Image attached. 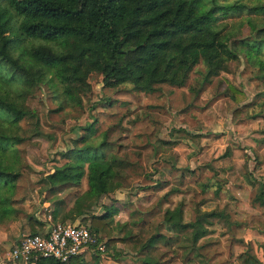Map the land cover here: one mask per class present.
Masks as SVG:
<instances>
[{"label": "rangeland", "instance_id": "374dc122", "mask_svg": "<svg viewBox=\"0 0 264 264\" xmlns=\"http://www.w3.org/2000/svg\"><path fill=\"white\" fill-rule=\"evenodd\" d=\"M210 1L195 5L208 8ZM218 2L242 6L218 12L216 21L238 58L208 82L201 63L184 86L159 84L152 93L130 83L104 86L102 75L91 72L90 88L68 97L53 74L26 81L0 63V86L9 99L23 102L26 92L33 98L26 107L34 114L16 125L0 110V168L9 174L0 197L19 209L21 224H27L23 217L42 214L44 203L61 199L71 215L64 222L89 225L75 210L88 189L86 176L64 186L48 185L45 178L73 161L66 156L70 150L101 145L121 161L114 188L80 206L88 215L120 208L111 236L125 238L109 247L103 264H240L243 252L264 264V206L255 200L264 186V82L255 61L264 60V50L253 48L264 29V0ZM234 147L245 148L249 158L223 156ZM14 221L0 223V230ZM153 236L158 239L143 249Z\"/></svg>", "mask_w": 264, "mask_h": 264}, {"label": "trees", "instance_id": "16d2710c", "mask_svg": "<svg viewBox=\"0 0 264 264\" xmlns=\"http://www.w3.org/2000/svg\"><path fill=\"white\" fill-rule=\"evenodd\" d=\"M218 1L211 0L210 7L200 9L196 0H0V63L10 65L26 81L53 74L68 97H74L86 86L90 88L91 72L102 75L104 86L130 83L136 91L152 93L159 84L184 86L190 72L201 63L208 82L226 63L238 58L216 21L218 12L242 6L221 5ZM253 46L259 54L264 50V29H260ZM255 62L264 82V60ZM228 88L235 97L236 88L231 84ZM24 97L23 102L9 99V91L0 86V110L14 125L34 114L26 107L33 98L29 92ZM1 145L0 142V148ZM66 156L73 161L55 168L45 181L55 186L78 185L86 176L88 189L76 199V207L86 199L98 200L114 188L115 165L121 161L112 154L106 155L101 145L70 150ZM223 156L249 158L241 147L230 148ZM8 175L0 168V189L1 181H5L3 185L8 183ZM263 187L255 198L261 206ZM64 204V200L56 202L51 212L54 222L71 217L66 212L62 214ZM118 212L111 205L102 214L82 218L88 217L89 228L102 238L107 237V252L111 245L125 240L111 236L110 224ZM19 213L10 199L0 197V223L18 220ZM27 218L30 233H39L35 230L37 219L33 215ZM157 239L151 237L142 248L152 246ZM238 259L240 264H260L249 252L241 253ZM42 263L67 264L51 258L40 259L38 264ZM144 263L154 264L149 259Z\"/></svg>", "mask_w": 264, "mask_h": 264}, {"label": "built area", "instance_id": "2783aa9c", "mask_svg": "<svg viewBox=\"0 0 264 264\" xmlns=\"http://www.w3.org/2000/svg\"><path fill=\"white\" fill-rule=\"evenodd\" d=\"M42 233H24L4 254L0 264H38L42 258L67 263L74 257L87 254L105 256L106 240L88 225L52 220Z\"/></svg>", "mask_w": 264, "mask_h": 264}, {"label": "crops", "instance_id": "0c3cea01", "mask_svg": "<svg viewBox=\"0 0 264 264\" xmlns=\"http://www.w3.org/2000/svg\"><path fill=\"white\" fill-rule=\"evenodd\" d=\"M56 201H58V200H56ZM102 203L104 204L105 202H102ZM55 205H56V202H53V204H51L49 202L44 203V205H42V207H41L42 209H44L43 213L42 214L41 213H35L34 217L37 219L38 224H40V225L36 224V226L35 225L34 226H35V230L39 231V233H42L47 228V225H48L47 216L49 213L51 214ZM65 206H67L66 202L64 204V210H65ZM71 206H73V204ZM118 209H120V208H118ZM67 210L68 209H66L65 212ZM75 210H76V215L79 217L78 220L82 219L84 216H86L88 214L85 212L86 211L85 209L81 208V206L77 207ZM78 211H80V213H82V214H78L77 213ZM102 213H104V212H102ZM102 213H99V214H102ZM67 218H70V217H67ZM21 219H23L24 221L27 220V224H21L17 220V221H14V223H12V225L8 229L0 230V250L3 249L4 247H8L11 244L15 243L18 240V238L23 234V231H28V232L31 231L28 218L23 217ZM75 220H77V218ZM74 223H79V222L75 221ZM13 238H14V240H13L14 242L12 241ZM103 258L108 259V252L105 256H100L98 254H87V255L85 254V255H82V256H79L77 258L72 259L67 264H98L97 261L99 262V264H103V262H105V260H103ZM42 264H46V263H42Z\"/></svg>", "mask_w": 264, "mask_h": 264}]
</instances>
